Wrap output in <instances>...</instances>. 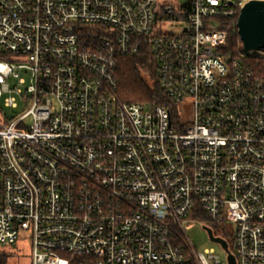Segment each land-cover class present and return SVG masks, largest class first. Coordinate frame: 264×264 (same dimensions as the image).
Here are the masks:
<instances>
[{"label":"built area","instance_id":"1","mask_svg":"<svg viewBox=\"0 0 264 264\" xmlns=\"http://www.w3.org/2000/svg\"><path fill=\"white\" fill-rule=\"evenodd\" d=\"M249 1L0 0V98L27 106L0 123V250L25 231L33 264H264V49L224 28ZM144 50L170 105L119 95Z\"/></svg>","mask_w":264,"mask_h":264},{"label":"trees","instance_id":"2","mask_svg":"<svg viewBox=\"0 0 264 264\" xmlns=\"http://www.w3.org/2000/svg\"><path fill=\"white\" fill-rule=\"evenodd\" d=\"M225 29L228 31V46L227 51L236 55L238 52V45L240 44V37L237 34L235 21L227 20ZM243 48L240 47V51ZM247 63L257 66V59L249 58ZM151 72L153 74V82L150 83L146 74ZM118 79H119V95L123 100L131 102H146L157 101L170 105L171 101L166 99L162 94L156 75V69L150 62L147 50L142 51L138 55H125L119 58L118 66ZM155 80V81H154ZM219 233V231H218ZM8 255L3 250H0V263L4 264Z\"/></svg>","mask_w":264,"mask_h":264},{"label":"rangeland","instance_id":"3","mask_svg":"<svg viewBox=\"0 0 264 264\" xmlns=\"http://www.w3.org/2000/svg\"><path fill=\"white\" fill-rule=\"evenodd\" d=\"M165 1H169L173 3L178 0H165ZM168 29L172 30L171 27H168ZM239 42L240 44L238 45V49H237L238 52L236 53L237 55L240 52H242V50L240 51V47L243 48V44L241 40ZM23 75L26 76L25 73H23ZM146 76L150 81V83H152L153 74L149 72L148 74H146ZM12 83L14 84L13 80ZM5 97L6 95L0 98V123H6L7 120H11L15 118L17 115L22 114L24 113V111L27 110V106L23 102L19 103L18 107L16 108L5 105ZM186 114L187 116L191 115L190 112ZM23 121L26 125H30L33 123V118L27 117ZM185 230L188 237L194 243L196 249L199 252H204L205 249L214 247L217 250V252L221 255L223 260L227 259L226 252L223 251L221 246L210 239L208 232L204 229V223L202 221H198V220L187 221L185 224ZM227 230L230 234H232L235 231V226L230 224L227 227ZM229 241L232 242L231 239H229ZM3 251L6 252L8 255L4 264H33V246H32L31 236L28 232L25 231L21 232L16 244L5 246Z\"/></svg>","mask_w":264,"mask_h":264},{"label":"water","instance_id":"4","mask_svg":"<svg viewBox=\"0 0 264 264\" xmlns=\"http://www.w3.org/2000/svg\"><path fill=\"white\" fill-rule=\"evenodd\" d=\"M237 29L244 52L264 49V0H251L244 5L237 19ZM204 229L212 241L227 248V241L216 237L208 226H204ZM229 259L230 264H236L233 255Z\"/></svg>","mask_w":264,"mask_h":264},{"label":"bare ground","instance_id":"5","mask_svg":"<svg viewBox=\"0 0 264 264\" xmlns=\"http://www.w3.org/2000/svg\"><path fill=\"white\" fill-rule=\"evenodd\" d=\"M257 53V52H256ZM259 53V52H258ZM253 54H255V52H253Z\"/></svg>","mask_w":264,"mask_h":264}]
</instances>
